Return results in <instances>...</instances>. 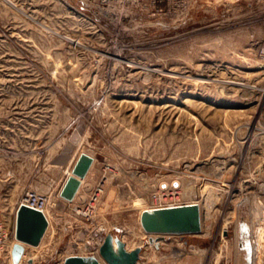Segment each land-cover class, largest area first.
I'll list each match as a JSON object with an SVG mask.
<instances>
[{
  "label": "rangeland",
  "instance_id": "374dc122",
  "mask_svg": "<svg viewBox=\"0 0 264 264\" xmlns=\"http://www.w3.org/2000/svg\"><path fill=\"white\" fill-rule=\"evenodd\" d=\"M29 1L41 24L0 26V228L12 241L28 189L49 222L19 264L97 255L108 231L143 245L136 264H264V0H131L96 27ZM167 202H198L201 231L156 247L139 213Z\"/></svg>",
  "mask_w": 264,
  "mask_h": 264
},
{
  "label": "water",
  "instance_id": "95a60500",
  "mask_svg": "<svg viewBox=\"0 0 264 264\" xmlns=\"http://www.w3.org/2000/svg\"><path fill=\"white\" fill-rule=\"evenodd\" d=\"M93 156L81 151L59 195L72 201L87 175ZM201 206L198 202H189L170 206L144 208L139 213V222L148 235V242L158 247V242L166 234H196L201 231ZM48 220L43 211L20 203L15 213L14 235L16 241L11 247L12 264H19L25 252V246L38 245L47 229ZM142 244L128 249L125 242L112 232L104 235L98 246V254H69L63 257L62 264H136L141 256ZM30 261V259H29Z\"/></svg>",
  "mask_w": 264,
  "mask_h": 264
},
{
  "label": "built area",
  "instance_id": "2783aa9c",
  "mask_svg": "<svg viewBox=\"0 0 264 264\" xmlns=\"http://www.w3.org/2000/svg\"><path fill=\"white\" fill-rule=\"evenodd\" d=\"M43 1L45 0H38L39 3H42ZM52 1L55 5L58 3L59 7L64 6L67 11L72 12L78 21L87 22L92 27H96L99 24L98 20L95 18V14L106 17L110 21H115L116 18H119V11L124 9L125 7H128V2H131V0H77L78 3L74 4L71 3L70 0ZM151 1L152 3H156L157 0ZM41 10L42 9H39L40 13H42ZM32 12L33 10L31 8V2H28V0H0V26H31L34 20L36 23L41 24L42 21L40 19H42V15L40 14V19H36L33 18ZM171 194L172 193L169 194V197H171ZM156 196L157 194L154 197ZM20 203H24L30 207L43 211L49 206V195L44 190L28 189L24 193V196ZM170 205H177V203H154L152 207ZM7 239V234L3 231L2 228H0V248L4 245L8 246L9 248L11 240L8 241ZM102 240L103 238H100L98 241H96L95 249L97 251L98 246L101 244Z\"/></svg>",
  "mask_w": 264,
  "mask_h": 264
},
{
  "label": "bare ground",
  "instance_id": "6f19581e",
  "mask_svg": "<svg viewBox=\"0 0 264 264\" xmlns=\"http://www.w3.org/2000/svg\"><path fill=\"white\" fill-rule=\"evenodd\" d=\"M2 84V83H1ZM74 164V163H73ZM73 166V165H72ZM71 169H72V167L68 170V175H69V173L71 174ZM66 179V178H65ZM84 179H82V181H83ZM63 185V184H62ZM82 185V184H81ZM81 185H80V187H81ZM79 187V188H80ZM60 189H61V187H60ZM43 213L45 214V216L47 217V220H48V222H49V218H48V214H47V211H46V209H44L43 210ZM14 229H15V227H14ZM46 232V231H45ZM13 240L10 242V245H9V261H10V263L12 264V260H11V247H12V244H13V242L14 241H16V239H15V235H14V233H13ZM41 243V242H40ZM39 243V244H40ZM23 258V257H22ZM22 260V259H21ZM63 260V259H62ZM21 262V261H20ZM62 262V261H61Z\"/></svg>",
  "mask_w": 264,
  "mask_h": 264
},
{
  "label": "crops",
  "instance_id": "0c3cea01",
  "mask_svg": "<svg viewBox=\"0 0 264 264\" xmlns=\"http://www.w3.org/2000/svg\"><path fill=\"white\" fill-rule=\"evenodd\" d=\"M6 218V217H5ZM7 219V218H6ZM7 220H10V218L9 219H7ZM14 227H15V219H14ZM13 230H14V228H13ZM26 248V247H25ZM23 259V258H22Z\"/></svg>",
  "mask_w": 264,
  "mask_h": 264
}]
</instances>
